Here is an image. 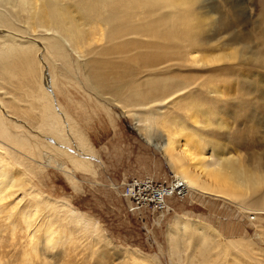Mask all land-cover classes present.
Returning <instances> with one entry per match:
<instances>
[{
  "label": "rangeland",
  "instance_id": "rangeland-1",
  "mask_svg": "<svg viewBox=\"0 0 264 264\" xmlns=\"http://www.w3.org/2000/svg\"><path fill=\"white\" fill-rule=\"evenodd\" d=\"M200 4L222 23L213 47L196 43L190 32L195 24L181 22L180 13L158 8L143 36L113 44L127 48L109 50L104 40L97 43V53L83 58L97 60L104 76L98 88L76 55L48 54L46 71L53 91L47 100L59 104L63 113L58 131L42 124V102L35 95L46 90L32 94L23 87L24 77L35 78L45 65L24 76L0 78V115L22 140L16 156L5 153L11 161L6 167L17 181L14 194L2 202L0 264H264V183L257 192L224 197L178 187V163L166 148L169 135L179 136L185 122L199 130L192 135L187 127L182 129L190 144L203 133L226 141L233 154L250 164V158L263 157L264 97L261 90L245 96L241 89L248 73H258L263 85L264 64L237 55L230 65L219 66L228 78L224 91L237 98L231 107L234 96L227 95L224 109L231 129L203 131L179 97L139 106L110 88L117 77L140 81L157 74L197 87L210 69L196 64L190 56L193 49L199 55L215 47L237 54L244 43L254 49L264 45V0ZM234 36L240 42L230 43ZM38 132L64 146L50 144Z\"/></svg>",
  "mask_w": 264,
  "mask_h": 264
},
{
  "label": "bare ground",
  "instance_id": "bare-ground-1",
  "mask_svg": "<svg viewBox=\"0 0 264 264\" xmlns=\"http://www.w3.org/2000/svg\"><path fill=\"white\" fill-rule=\"evenodd\" d=\"M201 2L202 0H0V78L24 76V73H29L32 68L37 70L40 64L45 65V68L36 71L35 78L27 79L29 74L26 75L24 79L27 81L23 82V87L31 88L33 91L28 93L32 94L34 90L47 91H44L45 95L39 94L40 97L35 95L37 101L42 102V124L52 131H58L56 128L63 113L59 104L47 100L51 93L49 91H53L51 76L46 71L45 61L48 54L63 58L69 51L76 55L82 60L91 84L98 88L100 77L104 76L97 70V60L83 58L89 53H97V43L104 40L109 50L127 48L113 44L126 37L143 36L147 21L158 14V8L170 9V14L173 15L180 13L181 22L186 19L185 22L189 25L195 24L189 31L196 43L213 47L215 42L212 40L217 36L221 22L214 20L208 12L202 11ZM199 33L206 35L202 39L196 38ZM230 40L233 44L240 42L236 36ZM215 48L210 52L211 48L205 53L203 51L201 55L196 49L190 52V56L196 58L194 61L197 65L202 69H210L202 76L200 86H192V83L181 78L158 74L140 81L136 78L124 80L117 77L115 85L110 87L113 89L112 93L118 97L124 96L126 102L139 106H147L148 101L163 104L168 99L179 97L180 101L186 102L191 118L203 131L211 127L231 129L229 120L225 119L224 109H228L227 95L234 96V101L228 105L231 107L236 104L237 98L235 93L224 91L228 78L220 73L222 68L219 66L230 65L237 55L246 61L264 64V45L254 49L244 43L237 54L233 52L235 50L227 52ZM198 56L201 57L197 59ZM257 74H244L241 89L243 95H254L261 90L264 97V82L263 85L259 84ZM231 75L233 73L229 74ZM2 104L0 97V109L3 108ZM234 115L232 116L235 117ZM181 123L180 135H169L166 145L171 157L178 163L179 180L176 186L191 187L218 195H238L261 189L264 183V156L258 158L255 155L256 158H250L253 160L250 164L249 160L233 154L226 141L206 137L203 133L199 135V139L193 138L194 144H190L191 141L181 133L182 129L187 127L192 135H198L199 130L185 122ZM37 135L48 140L50 144L64 146L55 137L40 132ZM17 136V133L10 131L0 115V213L2 202L14 194L13 189L17 181L15 172L6 167L7 163L9 165L11 162L6 150L11 151L13 157L16 156V145L22 141ZM204 145L207 147L204 148ZM27 215L32 216L29 211ZM46 235L50 236L49 233Z\"/></svg>",
  "mask_w": 264,
  "mask_h": 264
}]
</instances>
